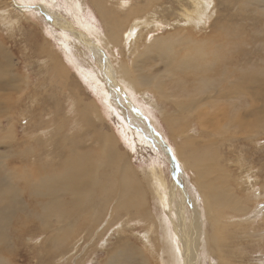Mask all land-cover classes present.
Masks as SVG:
<instances>
[{
    "label": "rangeland",
    "instance_id": "374dc122",
    "mask_svg": "<svg viewBox=\"0 0 264 264\" xmlns=\"http://www.w3.org/2000/svg\"><path fill=\"white\" fill-rule=\"evenodd\" d=\"M70 1L75 0H0V41L14 55L13 68L4 65L0 71V205L6 212L3 215L0 207V224L4 230H0V264H105L116 254L117 247L127 242L140 247L150 264H179V240L167 213L171 209L176 211L180 200L185 203L186 216H192L195 206L203 215L200 217L203 222L200 264H264V0H208L203 24L197 22L202 20L205 10L198 14L197 6L202 10V3L196 0H153L154 3L133 0L127 11L114 7L125 0L117 3L104 0L101 6L109 8L116 22L105 21L92 0H80L81 15ZM146 5L149 7L145 8ZM44 8L55 16H62L65 20L58 18L60 22L74 25L76 33L90 36V41L98 46L95 49L98 56L95 50L79 44L73 34H63L55 28ZM10 19L15 21L14 26L8 25ZM136 20L141 28L138 26L133 44L120 47L105 43L108 25L121 31L126 21ZM91 23L94 31L88 27ZM168 40L170 48L164 49L161 41ZM48 43L69 63L70 71L64 74L67 77L55 74L52 69L46 50ZM197 49H205L206 53L200 63L207 66L209 61H213L212 65L215 63V68L209 65L205 72L196 74L202 75L200 82L194 70L185 64L187 59L196 57ZM82 50L88 55L86 58ZM139 52L144 54L141 58ZM103 58L110 69L128 65L133 72L127 76L135 75L134 79L143 78L151 85L142 90L143 85L133 89L134 84L128 85L120 74L115 76L124 93L133 100L135 122L126 118L124 93L114 97L113 103L111 93L102 91L108 90L107 83L100 82L97 75L88 81L77 67L98 71V60ZM166 70L170 71L168 76L160 78ZM14 73L16 78L23 79L19 89L10 85ZM207 76L212 80H204ZM238 76H246L249 81L239 80ZM156 80L173 100L161 95L154 83ZM202 88L204 93L200 97L197 93ZM242 88L248 94H243ZM180 90L185 91L180 94ZM190 91L193 97L186 94ZM252 94L257 95L255 102ZM19 98L22 101L14 103ZM93 99L105 116L104 121L97 119L95 111L84 119L77 111L76 105ZM176 99L179 100L174 105ZM207 102L215 103V109H211L223 121L211 111H204L203 105ZM139 114L146 121L139 119ZM169 118L175 122L170 123ZM235 121H239L237 125L232 124ZM140 122L150 128L142 132L131 124ZM103 133L117 138L120 153L131 167L130 177L126 173L125 180L128 186L133 184L146 195L140 203L144 205L130 211L119 207L117 188L105 176L110 167L105 166L93 168L94 172L90 170L81 178L79 186L83 195L63 189L62 193L50 190L47 195H38L54 178L56 181L66 173L73 158L87 156L100 162L107 151L101 150L99 143ZM195 149L205 151L210 158L207 168H202L206 171H202L204 178H200L196 172L199 167L187 156ZM113 162L114 158L110 163ZM176 164L179 175L173 172ZM154 169L160 170L158 178L150 176ZM119 177L113 179L118 188ZM100 181H105L103 187H99ZM94 182L99 183L93 186ZM173 185L177 196L171 200L169 192ZM158 190L161 194L156 193ZM207 195L223 197L231 204L216 208L211 214ZM59 202L61 213H56ZM213 219H216L214 227ZM111 221L114 222L111 224ZM157 245L164 262L157 255ZM118 256V263L139 264V259Z\"/></svg>",
    "mask_w": 264,
    "mask_h": 264
},
{
    "label": "bare ground",
    "instance_id": "6f19581e",
    "mask_svg": "<svg viewBox=\"0 0 264 264\" xmlns=\"http://www.w3.org/2000/svg\"><path fill=\"white\" fill-rule=\"evenodd\" d=\"M82 1V0H81ZM81 1L80 0H75V1H70L72 4H74L73 6V8H74V10L76 11V13H78V14H80L81 15V8H82V3H81ZM92 1H94V4L96 5V7L98 8V9H100V13H102V15H103V18H104V20L105 21H107V22H110V21H113V22H116V20H114L113 19V15L112 14H110V10H109V8L106 10V9H104L102 6H101V4L103 3V1L104 0H92ZM111 1H114L115 3H117V1L118 0H111ZM120 1V0H119ZM159 1V0H158ZM197 1V3H202V10H199V8H198V6H197V11H198V14H200V12L201 11H203V10H205L204 11V14L203 15H201V19L202 20H200L199 22H197L198 24H203L204 23V19H205V15L207 14V12H208V6H209V4H208V0H196ZM133 2V0H125L124 2H122L121 1V3L119 4V5H117V4H115L114 5V7H116V10H118L119 11V9L121 10V11H127L126 9L129 7L130 9H131V7H132V3ZM152 2H153V0H152ZM247 2V1H246ZM245 2V3H246ZM135 3V2H134ZM154 3V2H153ZM107 5V4H106ZM113 5V4H112ZM108 6V5H107ZM109 7V6H108ZM149 7V5H146L145 6V8H148ZM255 7V6H254ZM6 8V7H5ZM117 8H119V9H117ZM140 8H142V7H140ZM4 9V8H3ZM40 9V8H39ZM45 9V11L46 12H44L45 14H46V16L48 17V19H49V21H51L52 23L51 24H53L54 25V27L55 28H57L61 33H71V34H73L74 35V37L73 38H76L77 39V42L79 43V44H83V45H85V46H87L88 48H90V49H92V51H94L98 46L97 45H95V44H93L90 40H91V37L90 36H83V35H81L80 33H76L75 31V29L73 28V26H72V24H70V23H66V22H60L59 20H58V18H61V19H64L62 16H55L56 14L55 13H51L47 8H44ZM70 9H72V8H70ZM106 10V11H105ZM130 11V10H129ZM132 11H133V9H132ZM139 11V10H138ZM197 11H195V12H197ZM9 12V11H8ZM22 12V11H21ZM141 12V11H140ZM120 13V12H119ZM128 13V12H127ZM90 14V13H89ZM135 14V13H134ZM112 15V16H111ZM116 15V14H115ZM139 15V14H138ZM2 16V15H1ZM119 16V15H118ZM120 16H121V14H120ZM130 16V15H129ZM128 16V17H129ZM134 16V15H133ZM137 15H135L134 17H136ZM136 19V18H135ZM65 20V19H64ZM120 21V20H119ZM139 20H136L135 22H133V23H130V22H127L126 21V23L127 24H121L122 25V27H121V31H120V29H119V31H117L115 28H111V26H109L108 25V30L109 31H107V35H106V38H105V41H107V42H105V43H108V44H110L111 46L112 45H116V46H122L123 47V45H129V44H133L134 43V41H135V39H136V35H137V31H138V26H139V22H138ZM13 22H15L13 19H10L9 21H8V25L9 26H14L15 25V23H13ZM77 22H78V20H77ZM121 22V21H120ZM2 24V23H1ZM3 25V24H2ZM1 25V26H2ZM117 26V25H116ZM88 27H91L92 28V30H93V27H94V25L91 23L90 25H88ZM126 27H129L127 30H125L126 29ZM140 27V26H139ZM7 28V27H6ZM141 28V27H140ZM117 29H118V27H117ZM94 31V30H93ZM92 32V31H91ZM89 34V33H88ZM94 34V33H93ZM85 35V34H84ZM1 40V39H0ZM149 40V39H148ZM146 41H147V39H146ZM145 41V42H146ZM192 41V40H191ZM141 42V41H140ZM162 42V46L164 47V49H169L170 48V46H169V40L167 41V43H165V42H163V41H161ZM186 42V41H185ZM190 42V41H189ZM147 43V42H146ZM191 43V42H190ZM108 44H107V46H108ZM161 44V43H160ZM193 44V43H192ZM48 45V47H47V52H48V54H50L49 56H50V61H51V66H52V69L55 71V74H61L62 73V75H63V77H67V75H64L65 73H66V71H70V68L68 67V64L65 62V60H64V58L61 56V54L59 53V51L57 50V49H52V46H51V44H47ZM109 45V46H110ZM148 45V44H147ZM106 46V47H107ZM77 47V46H76ZM78 47H80V46H78ZM101 47V46H100ZM103 47H104V45H103ZM114 47V46H113ZM73 48H75V45H74V47ZM108 48V47H107ZM80 49H82V48H80ZM79 49V50H80ZM103 49V48H102ZM102 49H99V50H102ZM105 49V48H104ZM126 49V48H125ZM45 50V49H44ZM137 50V49H136ZM135 50V51H136ZM144 50V49H143ZM205 49H202V50H199V49H197V50H195L194 52H195V54H196V57L195 58H192V59H187L186 60V63H185V61L183 62V63H185L186 65L188 64V67L189 68H191L192 70H194V74H195V76H196V74L197 73H203V71L205 72V69H206V67H208L209 65H211V66H213L214 65V68H215V63L212 65L211 63H213V61L210 63V61H209V65L207 66L206 64H202V63H200L201 62V59H205L204 57H205V51H204ZM71 51V50H70ZM109 51V50H108ZM171 51V50H170ZM81 52V54L86 58L88 55H86L85 56V53L83 52V50L82 51H80ZM98 50H95V53H96V56H98ZM111 52V51H110ZM126 52V51H125ZM127 52H128V49H127ZM68 53V52H67ZM106 53V52H105ZM140 53V57L139 58H141L144 54L143 53H141V52H139ZM80 54V53H79ZM87 54V53H86ZM100 54V53H99ZM104 54V53H103ZM162 54V53H161ZM71 55V54H70ZM109 55H111L110 53H109ZM133 55V54H132ZM80 56V55H79ZM208 56H209V54H208ZM207 56V57H208ZM148 57V56H147ZM168 57V56H167ZM79 58V57H78ZM110 58V57H109ZM108 58V59H109ZM135 58V57H134ZM145 58V57H144ZM236 58V57H235ZM208 59V58H207ZM216 59V58H215ZM212 60V59H211ZM72 61H73V59H72ZM215 62H216V60H214ZM98 62H99V69L100 70H98V71H95L93 68L91 69L89 66H88V68H90V69H84V68H82L80 65H78L77 66V64H76V66L77 67H79L80 68V70H81V73H82V75L84 76V77H86V79H88V81L91 79V78H93L94 76H98V80L101 82H106L107 83V87H108V90H110V92L108 91V90H104V89H102V91L105 93V94H107V93H111L110 95H111V97H112V102L114 103L115 101V99H114V97H116V96H118V97H121L120 96V94L122 93H124L125 91L123 90V88H121V84L119 85V83H118V81L116 80V78H115V76H117L118 74H120L122 77H123V80L125 81V82H127L128 83V85H133L134 84V88L133 89H136L137 87H139V86H142L143 85V88H141V90L142 89H144V86L146 87V85H149V86H151L150 84H149V82H147L145 79H143V78H139V77H137V79H134L135 78V75L133 76V77H129V76H127V74H130V72H133V71H131V69L132 68H130L128 65H122V67H120V68H118V69H115V70H113V69H110L109 68V64H108V62L106 63V60L103 58L102 60H98ZM147 62V61H146ZM170 62V61H169ZM203 62H204V60H203ZM13 63H14V55L10 52V51H8V49L4 46V44H3V42H1L0 41V71H2V68H3V66L4 65H8L9 66V69L10 68H13ZM71 63V62H70ZM75 63V62H74ZM89 63H90V61H89ZM148 63V62H147ZM79 64V63H78ZM93 64V63H92ZM75 65V64H74ZM135 65L137 66V62H135ZM210 67V66H209ZM136 68V67H135ZM96 69V68H95ZM190 69V70H191ZM6 70V69H5ZM176 70V69H175ZM181 70V69H180ZM183 70V69H182ZM181 70V71H182ZM12 72H14V70H11ZM184 71H185V69H184ZM207 71V70H206ZM17 72V71H16ZM189 72V71H188ZM207 72H209V71H207ZM94 73V74H93ZM170 73V71L169 70H166V71H164V74L163 75H161L160 76V78L162 77V78H164L165 76H168V74ZM15 74V73H14ZM133 73H131V75H132ZM179 74H180V71H179ZM191 74H193V73H191ZM206 74V73H205ZM214 74V73H213ZM92 75H94V76H92ZM189 75V74H188ZM188 75H186V76H188ZM16 76H17V74H15V76H13L14 78H13V80H12V82L10 83V85L11 86H13V87H16V88H21L20 86L22 85V83H23V79H22V77L21 76H18L17 78H16ZM139 76V75H138ZM175 76H177V75H174V77ZM178 77V76H177ZM201 77H202V75L201 74H198L195 78H197V82H198V80L199 79H201ZM139 78V79H138ZM224 78V77H223ZM235 78V77H234ZM239 80H241V79H243V80H246L247 82L249 81V79L248 78H246V76H238L237 77ZM120 79V78H119ZM215 79V78H214ZM177 80V79H176ZM204 80H206V81H210V80H212V78H208V76L204 79ZM204 80H202L201 81V84H204ZM230 80V79H229ZM173 81H175V79L173 80ZM181 81V80H180ZM196 81V80H195ZM205 81V82H206ZM216 81V80H215ZM91 83H92V81H90ZM178 82H179V80H178ZM181 82H183V84L184 83H186V81H181ZM199 82H200V80H199ZM231 82V81H230ZM25 83H26V81H25ZM99 83V82H98ZM105 83V84H106ZM131 83V84H130ZM155 83V85L158 87V91L161 93V95H163L165 98H168V97H170V96H168V92H163L162 91V88H161V83H160V81L159 80H156V82H154ZM173 83V82H172ZM209 83V82H208ZM232 83V82H231ZM1 84V83H0ZM165 85H167V84H165ZM173 85H175V84H173ZM180 85V84H179ZM182 85V84H181ZM5 86V85H4ZM240 86V85H239ZM1 87V86H0ZM211 87V86H210ZM240 87H242V84H241V86ZM186 88V87H185ZM3 89V88H2ZM5 89V88H4ZM3 89V90H4ZM154 89H156V88H154ZM184 89V88H183ZM200 89V88H199ZM203 89V88H202ZM211 89V88H210ZM243 89V94H248V91H247V89L246 88H242ZM2 90V91H3ZM140 90V89H139ZM198 90V89H197ZM208 90V89H207ZM96 91V90H95ZM133 91V90H132ZM138 91V90H137ZM149 91V90H148ZM185 91V90H184ZM184 91H181L180 90V94H181V92H184ZM188 91V90H187ZM196 91V90H195ZM204 91V89L202 90V91H198L199 93H197V94H199V96L201 97V95L204 93L203 92ZM142 92H144V91H142ZM152 92H154V91H152ZM171 93H174V91H170ZM208 92V91H207ZM102 93V92H101ZM171 93L169 94V95H171ZM195 93V92H194ZM195 93V94H196ZM212 92H208V94H211ZM216 93V92H215ZM214 93V94H215ZM125 94V93H124ZM131 94V93H130ZM143 94V93H142ZM144 94H145V92H144ZM155 94V93H154ZM159 94V93H158ZM183 94V93H182ZM186 94H188V95H190L191 97H193L192 95H193V93L190 91L189 93H186ZM185 94V95H186ZM139 95V94H138ZM147 95V94H146ZM207 95V94H206ZM244 95V96H245ZM20 96H22V93L20 92ZM108 96V95H107ZM125 96H126V100L127 101H125V103H126V106L125 107H127V111H128V116L126 115V118L127 119H129V120H133L134 122L136 121V119H135V115H133L134 114V112H133V110H132V108L131 107H133V100L131 99V97L129 96V95H126L125 94ZM136 96V95H135ZM178 96H179V94H178ZM190 96H188L189 98H190ZM209 96H211V95H209ZM257 95H255V94H252V98H253V100H254V102H255V100L257 99V97H256ZM142 97V96H141ZM160 97V96H159ZM203 97V96H202ZM207 97V96H206ZM213 97V96H212ZM171 98V97H170ZM208 98V97H207ZM149 99V98H148ZM162 99V98H161ZM187 99V98H186ZM190 99H192V98H190ZM258 99H260L259 97H258ZM75 100V99H74ZM79 100V99H78ZM117 100V99H116ZM167 100V99H166ZM171 100H173V97L171 98ZM170 100V101H171ZM177 100H179V99H176L175 101H174V105H175V103H176V101ZM183 100V99H182ZM182 100H180V101H182ZM261 100V99H260ZM22 101V99H18L17 101H15L14 100V103H16V104H18L19 102H21ZM190 101V100H189ZM79 102V101H78ZM118 102V101H117ZM197 102V101H196ZM199 102H201V101H199ZM198 102V103H199ZM203 102V101H202ZM210 102V101H209ZM75 104L76 105V102H72V104ZM97 103V101L95 100V99H93L91 102H89V103H82V105H76L77 107H79V109L77 110L78 112H81V115H82V118L84 119L85 118V116L87 117V116H89V115H91V112L92 111H95L96 113H97V119H99V121H104L105 120V116H102V113H101V111L98 109L99 108V105H97L96 104ZM119 103V102H118ZM171 103V102H170ZM224 103H226V102H224ZM178 104H179V102H178ZM204 104V103H203ZM221 104V103H220ZM122 105V104H121ZM177 105V104H176ZM181 104H179L178 106H180ZM208 105V106H207ZM207 105H203V109H204V111L207 113V112H210L211 111V113L212 114H217L218 112H216V113H213L214 112V110H212L211 109V107H213V109H215V103L213 104V103H208L207 102ZM177 106V107H178ZM182 106V105H181ZM197 106H198V104H197ZM207 106V107H206ZM216 106H218V105H216ZM222 105H220L219 106V109H220V107H221ZM224 106V105H223ZM12 107V106H11ZM124 107V106H123ZM188 108H189V106H187ZM10 109V108H9ZM217 109V108H216ZM219 109H217V110H219ZM224 110H225V108H223ZM147 110H148V108H147ZM183 111L184 110H186V108L184 109V107H183V109H182ZM140 111V110H139ZM194 111V110H193ZM176 112H178V111H176ZM226 112H227V109H226ZM2 113V112H1ZM224 113V112H223ZM229 114V113H228ZM7 116H8V113L6 114ZM11 115H13V113L11 114ZM143 115V114H142ZM142 115L141 114H139V119H143L144 121H146L144 118H142ZM185 115V113L183 112V116ZM220 115L221 114H219V117H220ZM223 115H225V114H223ZM253 115V114H252ZM259 115H260V113H259ZM2 116V115H1ZM134 116V117H133ZM144 116V115H143ZM212 116H214V115H212ZM230 116V115H229ZM229 116H227V117H229ZM256 116V115H255ZM4 117H5V115H4ZM96 117V116H95ZM125 117V116H124ZM145 117V116H144ZM182 117V116H181ZM186 117V116H185ZM216 117H217V115H216ZM174 118H175V115H174ZM174 118H169V121H170V123L172 122V121H174ZM218 118V117H217ZM262 118V117H261ZM6 119V118H5ZM176 119V118H175ZM185 119V118H184ZM219 120H221V121H223L222 119H221V117L220 118H218ZM226 119V118H225ZM224 119V120H225ZM229 119V118H228ZM231 119V118H230ZM165 120V119H164ZM177 120V119H176ZM201 120V119H200ZM202 121V120H201ZM229 121V120H228ZM129 122V121H128ZM175 122V121H174ZM220 122V121H219ZM239 121H235V122H233L232 124L233 125H237V123H238ZM245 123H247V122H245ZM2 124V121H0V125ZM94 124V123H93ZM135 128H141V131L142 132H146V130L148 129V128H150V126H147L146 127V124L147 123H145V122H140V123H131ZM169 124V123H168ZM200 124H201V122H200ZM204 124V126H205V123H203ZM223 124V123H222ZM221 124V125H222ZM240 124H242V123H240ZM148 125V124H147ZM172 125V124H171ZM173 125H174V123H173ZM180 125V124H179ZM217 125V124H216ZM168 126H170V125H168ZM178 126V125H177ZM246 126H247V124H246ZM213 128H215L214 126H212ZM243 127H244V125H243ZM223 128V126H221L220 127V129H222ZM240 128V127H239ZM247 128H249L248 126H247ZM258 128H260V127H258ZM209 129V128H208ZM219 129V128H218ZM242 130V129H241ZM261 130V129H260ZM248 131V130H247ZM264 131V130H263ZM8 132V131H7ZM166 132V131H165ZM222 132V131H221ZM12 133H14V128H13V132ZM11 133V134H12ZM159 133V132H158ZM213 133V132H212ZM247 133V132H246ZM245 133V134H246ZM8 134V133H7ZM161 134V133H160ZM164 134V133H163ZM176 134V133H175ZM0 135H1V133H0ZM10 135V134H9ZM15 135V134H14ZM149 135H151V134H149ZM202 135V134H201ZM223 135V134H222ZM231 135V134H230ZM261 135V134H260ZM6 136H8V135H6ZM223 137V136H222ZM235 137V136H234ZM6 138V137H5ZM99 138H100V142L99 143H101V146H102V149L101 150H107V151H105V153H104V157H103V159L102 160H100V162H98L97 163V161H94V159H93V157L91 158V157H89V159H88V157L87 156H83V157H80L78 160L77 159H75V158H73L72 160H71V166H70V170L69 169H67V171H66V173H64L63 174V176L59 179V178H57L58 180H56L55 181V178L48 184V185H46L45 186V190L41 193H38V195H42V194H45L46 193V195H47V192H49L50 190H53V191H59V192H61L62 193V191L64 190V191H70V192H72L74 195H76V194H81L82 192H80V186H79V184H80V182H81V178L83 179V176H85V174L87 173V172H89L91 169H93V168H98V167H100L101 168V166H105V167H110L109 168V170L108 171H111V173H108V171H107V169H106V171H107V175L105 174V176L106 177H108L111 181H110V183H111V186L112 187H116L117 189V191H118V193H117V196L116 197H118V202H119V207H123V208H128L129 210L128 211H130L131 209H133V208H135V207H139V206H142V205H144V204H140V203H142V201H143V199L146 197V195H145V197L143 196V194H142V192H141V190H140V188L138 187V188H136V187H133V184L132 185H130V186H128L129 185V183H128V180H125V176H126V173H127V175H128V177H130V175L128 174V173H131V167L127 164V161H126V159H125V156H124V154H122V153H120V148L117 146L118 144V142H117V138L116 137H114L113 135H109V134H106V133H103V134H101L100 136H99ZM179 139V138H178ZM191 139V138H190ZM192 140H194V139H192ZM230 140V139H229ZM228 140V141H229ZM232 140V139H231ZM168 141V140H167ZM198 142V141H197ZM228 143H230V142H228ZM162 144V143H161ZM170 145V144H169ZM178 146V145H177ZM168 147V146H167ZM241 148H242V146H241ZM178 149V148H177ZM208 149H210V147L208 148ZM214 149V148H213ZM207 150V149H206ZM178 151V150H177ZM177 151H176V154H177ZM216 151V150H215ZM182 152V151H181ZM180 152V153H181ZM212 152L214 153V151L212 150ZM217 152V151H216ZM208 153H209V151H208ZM182 154V153H181ZM189 154V153H188ZM184 155V154H183ZM187 155V154H186ZM210 155V154H209ZM181 156V155H180ZM187 156H189V160L196 166V168L197 167H199V168H197L198 170L196 171V172H198L199 173V176H200V178H204L205 177V175H204V173L206 172L205 171V169L207 168L206 166H207V164H209L208 162H209V159H208V157H207V155H206V153H205V151H202V150H196L195 149V151H192L191 153H190V155H187ZM113 158H114V162L113 163H110V161H112L113 160ZM179 158H181V157H179ZM221 158V157H220ZM178 159V158H177ZM89 160H90V166H89V168H87L88 167V162H89ZM214 160V159H213ZM220 160H222V159H220ZM88 161V162H87ZM94 161V162H93ZM173 161V160H172ZM181 161V160H180ZM190 162V164H192ZM238 162V161H237ZM176 163V162H175ZM186 163V162H185ZM182 164V163H181ZM232 164V163H231ZM183 165V164H182ZM239 165V164H238ZM174 167V169H173V172L177 175L178 174V172L176 171V169L178 170L179 168H178V166H177V164L176 165H174L173 166ZM186 167V166H185ZM193 167L194 166H192L191 168L193 169ZM205 168V169H203L205 172H202L203 170H202V168ZM210 167V166H209ZM240 167H241V165H240ZM195 168V167H194ZM220 168V167H219ZM153 169V168H152ZM185 169V168H184ZM186 169H188V167L186 168ZM208 169H210V168H208ZM212 169V168H211ZM215 169V168H214ZM95 170H97V169H95ZM162 170V169H161ZM91 171H93V170H91ZM159 171L160 170H158V169H154V170H152L151 171V175L150 176H155V177H159ZM180 171V170H179ZM212 171V170H211ZM94 172V171H93ZM104 172V171H103ZM149 172V171H148ZM183 172V171H182ZM213 172V171H212ZM180 173V172H179ZM208 174V173H207ZM95 176L97 175V173H95L94 174ZM98 175H100V174H98ZM120 176L119 178H120V180H118L117 182L120 184L119 186V188L116 186V182L113 180V179H117V176ZM179 175V174H178ZM224 175L225 176H227V174L226 173H224ZM163 176H164V174H163ZM52 177H56V176H52ZM90 177H91V175H90ZM90 177H89V179H88V182H90L91 181V179H90ZM148 177V176H147ZM183 177V176H182ZM229 177V176H228ZM86 178V177H85ZM88 178V177H87ZM86 178V179H87ZM148 178H151V177H148ZM49 179H52L51 177H49ZM163 179V178H162ZM182 179V178H181ZM129 180H131L130 178H129ZM151 180V179H150ZM153 180V179H152ZM185 180V179H184ZM162 181V180H161ZM188 181V180H187ZM200 181V180H199ZM62 182V183H61ZM113 182H115V183H113ZM99 182H94V184H93V186H96L97 184H98ZM133 183V182H132ZM154 183V182H153ZM202 183H205V182H202ZM104 184H105V181H100V183H99V187H103L104 186ZM131 184V183H130ZM147 184V183H146ZM7 185V184H6ZM44 185H45V183H44ZM150 185H151V183H150ZM224 185V184H223ZM228 185V184H227ZM156 186V185H155ZM231 186V185H230ZM153 187V186H152ZM206 187H208V186H206ZM8 188V187H7ZM178 188V187H177ZM186 188H187V184H186ZM185 188V189H186ZM63 189V190H62ZM222 189V188H221ZM232 189V188H231ZM205 190V189H204ZM14 191V190H13ZM214 191V190H213ZM39 192V191H38ZM78 192V193H77ZM80 192V193H79ZM235 192V191H234ZM17 193V192H16ZM53 193V192H52ZM114 193V192H113ZM116 193V192H115ZM156 193H159V194H161V192L158 190ZM170 198H171V200H173L174 198H176V196H177V192H176V187L173 185V188L171 187V189H170ZM215 193V192H214ZM145 194V193H144ZM82 195H83V193H82ZM154 195V194H153ZM112 196V195H111ZM148 196H149V194H148ZM205 196H206V194H205ZM208 196V198H209V212L211 213V214H213V212L212 211H216V208H221V207H227L228 205H230L231 203H229L228 201H225V200H223L222 198H220V197H218V196H214V195H212V196H210L209 197V195H207ZM161 197H162V195H161ZM234 197V196H233ZM87 198V197H86ZM140 198H142V200H140ZM232 198V197H231ZM152 199H153V197H152ZM156 199V198H155ZM155 199H153V200H155ZM191 199V198H190ZM204 199V198H203ZM117 200H115V201H117ZM15 201V200H14ZM18 201V200H17ZM59 201V200H58ZM87 201V200H86ZM138 201H140V202H138ZM144 201H146V200H144ZM181 202H180V204H178V208H177V210L175 211L174 209H171V210H169L168 211V213H167V215L171 218V221H172V223H173V229H174V231H175V233L177 234V237H178V240H179V243H178V246H179V256H180V262H179V264H200L201 262V253L203 252V250H201V246H202V229H203V222L201 221V216H203L202 214H201V212L198 210V208H196V206L194 207V210H195V212L192 214V216L191 217H188V216H186V214L184 213V206H185V203L184 202H182V200H180ZM56 204H57V202H56ZM60 204H62V203H58V206H56L57 208H55L56 209V213H61V211H59L58 210V208H60L59 207V205ZM145 204H146V202H145ZM176 204V203H175ZM194 204V203H193ZM202 204H204V203H202ZM214 204V205H213ZM177 205V204H176ZM198 205V204H197ZM0 207H1V205H0ZM46 207H47V204H46ZM54 207V206H53ZM205 207V206H204ZM2 208V210H1V212L3 213V215H6V212H5V210H4V207L2 206L1 207ZM140 208V207H139ZM206 209V208H205ZM233 209H235V208H233ZM232 209V210H233ZM46 210V209H45ZM63 210V209H62ZM65 210V209H64ZM97 210V209H96ZM126 210V209H125ZM53 212V211H52ZM174 212H176V215H174L173 213ZM237 212V211H236ZM239 212V211H238ZM209 213V214H210ZM236 214V213H235ZM2 215V214H1ZM52 215V214H51ZM54 215V214H53ZM60 215V214H59ZM115 215H116V213H115ZM119 214H117V216H118ZM157 216V215H156ZM213 216V215H212ZM112 217V216H111ZM120 217V216H119ZM147 217H149V216H147ZM106 220V219H105ZM138 220H140L139 218H138ZM236 220V219H235ZM148 221V220H147ZM213 221V227L215 226V221H216V219H213L212 220ZM242 221V220H241ZM107 222V221H106ZM114 221H111V224L113 223ZM145 222V221H144ZM230 222V221H229ZM245 222V221H244ZM93 223H94V221H93ZM150 223V222H149ZM226 224V223H225ZM94 225V224H93ZM148 225V224H147ZM263 225V223L261 224V226ZM152 226V225H151ZM232 226V225H231ZM155 227V226H154ZM103 228V227H102ZM122 228V227H121ZM241 228V227H240ZM264 228V227H263ZM0 230H2V231H4L3 230V228L1 227V224H0ZM122 230V229H121ZM208 230V229H207ZM22 232V236H24L25 235V233H24V229L21 231ZM53 233H55L56 231H52ZM106 232V231H105ZM186 232L188 233V235L186 234ZM107 233V232H106ZM245 233H247L246 231H245ZM95 234H96V232H95ZM98 234V233H97ZM210 234V233H209ZM149 235V234H148ZM147 235V236H148ZM246 235V234H245ZM160 236V235H159ZM163 236V235H162ZM243 236V235H242ZM98 237H99V234H98ZM166 237V236H165ZM169 237V236H168ZM212 237H215V235H213ZM154 238V237H153ZM126 239V238H125ZM3 240H5V233H3ZM103 240H104V238H103ZM161 240V239H160ZM165 240V239H164ZM167 240V239H166ZM92 241V240H91ZM95 241H98V240H96V238H95ZM123 241V240H122ZM129 241V240H128ZM127 242V241H126ZM211 242V241H210ZM95 243V242H94ZM100 243V242H99ZM119 243V242H118ZM124 243V242H123ZM122 243V244H123ZM132 243V242H131ZM131 243H125V244H123V246H118L117 248H118V250L116 251V254L114 255L113 253V255L112 256H110L111 258L108 260V262L107 263H105V264H121V263H118L117 261H116V258H117V256L118 255H121V257H123V256H126V255H128V257L127 258H129V257H133V258H135L136 260H138V263L139 264H150V262H149V260H148V258H147V256H146V254L143 252V250L140 248V247H138V246H135L134 244H131ZM168 243V242H167ZM236 243V242H235ZM120 244V243H119ZM155 245V244H154ZM168 245V244H167ZM242 245V244H241ZM96 246H97V244H96ZM244 246V245H243ZM155 247V246H154ZM260 247V246H259ZM217 248V247H216ZM97 249V248H96ZM212 249V248H211ZM156 250H157V255L160 257V259L161 260H163L162 258H163V256H162V253H161V250H160V246H156ZM223 250V249H222ZM213 251V250H212ZM226 251V250H225ZM214 252V251H213ZM223 252V251H222ZM119 257V256H118ZM222 258V257H221ZM224 259V258H223ZM167 260V262H170L168 259H166ZM222 261V260H221ZM220 261V262H221ZM163 262H164V260H163ZM128 264H130V263H128ZM164 264H167L166 262L164 263ZM173 264V263H172Z\"/></svg>",
    "mask_w": 264,
    "mask_h": 264
}]
</instances>
